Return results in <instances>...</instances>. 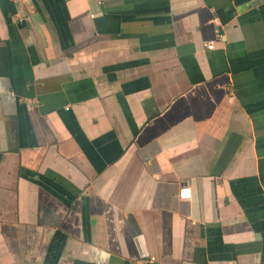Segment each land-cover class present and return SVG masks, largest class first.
<instances>
[{"label":"crops","instance_id":"1","mask_svg":"<svg viewBox=\"0 0 264 264\" xmlns=\"http://www.w3.org/2000/svg\"><path fill=\"white\" fill-rule=\"evenodd\" d=\"M0 264H264V0H0Z\"/></svg>","mask_w":264,"mask_h":264},{"label":"built area","instance_id":"2","mask_svg":"<svg viewBox=\"0 0 264 264\" xmlns=\"http://www.w3.org/2000/svg\"><path fill=\"white\" fill-rule=\"evenodd\" d=\"M179 196L183 199H189L190 198V193H189V188L183 187L179 191Z\"/></svg>","mask_w":264,"mask_h":264}]
</instances>
